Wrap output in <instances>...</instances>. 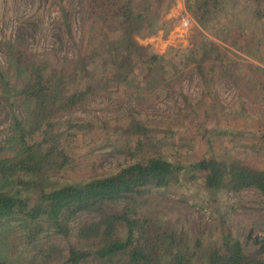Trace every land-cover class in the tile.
<instances>
[{
  "label": "rangeland",
  "instance_id": "rangeland-1",
  "mask_svg": "<svg viewBox=\"0 0 264 264\" xmlns=\"http://www.w3.org/2000/svg\"><path fill=\"white\" fill-rule=\"evenodd\" d=\"M144 3L155 11L134 23L132 36L141 52L155 50L160 60L151 70L135 63L129 75L117 80L114 63L126 53L127 39L117 31L101 30L99 20L85 11V0H0V75L5 80L0 82V159L9 165V172L0 176V191L34 199L38 189L111 175L160 153L184 166L178 181L151 188L133 201L113 203L110 209L130 205L157 224L174 227L195 249L193 264H206L208 251L221 244L224 231L237 237L246 252H257L254 237L264 238V199L259 192L206 188L190 179L187 167L214 157L264 169V38L248 18L255 3L223 0L231 25L242 37L235 48L220 44L223 64L214 61L212 53L206 55L203 74L193 56L196 45L207 50L209 42H219L196 24L185 0ZM8 43L41 60L43 76L50 80L46 102L52 113L41 123L34 101L20 92L27 76L24 66L4 50ZM88 54H96L89 73L75 74L78 58ZM87 83L93 95L79 107L66 108L68 96ZM20 130L27 144L49 136L43 149L59 143L70 160L40 174L16 167V161L29 155L23 151ZM150 137L165 138L132 153L137 139ZM91 217L83 213L71 222L69 241L80 248L85 242L76 235L78 223ZM66 242L43 218L0 217V258L10 264H45L47 248L59 245L65 252Z\"/></svg>",
  "mask_w": 264,
  "mask_h": 264
},
{
  "label": "trees",
  "instance_id": "trees-1",
  "mask_svg": "<svg viewBox=\"0 0 264 264\" xmlns=\"http://www.w3.org/2000/svg\"><path fill=\"white\" fill-rule=\"evenodd\" d=\"M253 1L255 5L248 18L250 24L258 25L259 38L262 39L264 0ZM160 4L161 2L159 6ZM184 4L196 24L219 42H209L207 50L204 45H196L193 56L196 61H200L198 70L203 74L201 62L206 55L212 53L213 57L210 56L213 60L223 64L225 55L220 44L237 47L242 31L231 25L232 19L225 10L223 0H185ZM61 8L67 19L65 9ZM152 8L145 5L144 0H85V11L99 20L101 30L109 33L117 31L127 39L126 53L114 63L118 68L114 73L117 80L129 75L135 63L147 65L148 70H151L160 60V54L155 50L141 52L140 45L132 36L134 23L144 15H151L148 11L154 12L155 9ZM65 22L69 24L68 21ZM197 32L201 40L206 39L202 32ZM197 41L199 40L196 35V43ZM4 50L12 55L18 65L24 66L27 79L20 92L25 98L34 101L39 122L47 120L52 113L51 106L46 102L51 83L43 76L41 60L27 55L24 50L9 43L4 44ZM225 50L232 56H237L235 52L226 48ZM96 54L81 55L74 73L88 74V66ZM3 80L0 75L1 84L4 83ZM94 92L91 83L77 88L68 96L66 108L81 106ZM16 124L19 125V122ZM19 132L23 151L29 155L26 160L16 161V167L29 174H40L49 169L61 168L70 160L59 143H52L43 149V145L50 139L49 136L27 144L24 132ZM261 137L264 139V132ZM163 138L137 139L132 153L141 150L144 145L153 148V142H160ZM35 159V163H27ZM187 167L191 170L190 179L200 180L206 188L229 192L254 188L264 199V169L253 168L236 160L228 162L214 157L202 158ZM183 168L184 166L172 163L162 154L156 153L125 165L111 175L49 191L38 189L34 199L0 191V217L23 215L30 219L43 218L57 234L63 236L67 240L66 251L60 250L59 245L47 248L48 252L44 254L47 264H193L195 249L190 247L187 239L174 227L157 224L148 215L136 211L130 205L115 211L110 209L113 203L133 201L145 195L151 188L165 187L173 180L178 181ZM8 172L9 165L5 159H0V176ZM83 213L92 217L78 223L76 235L85 242V246L80 248L69 241V234L71 222ZM254 240L258 244L257 252H246L237 237L224 231L221 244L208 251L206 264H264V238L255 236ZM0 264L10 263L0 258Z\"/></svg>",
  "mask_w": 264,
  "mask_h": 264
},
{
  "label": "built area",
  "instance_id": "built-area-1",
  "mask_svg": "<svg viewBox=\"0 0 264 264\" xmlns=\"http://www.w3.org/2000/svg\"><path fill=\"white\" fill-rule=\"evenodd\" d=\"M187 23H188V19H184L182 22V24H184V25H187Z\"/></svg>",
  "mask_w": 264,
  "mask_h": 264
}]
</instances>
